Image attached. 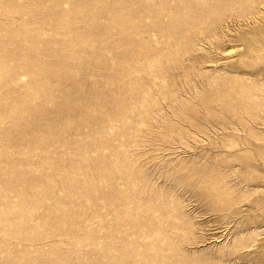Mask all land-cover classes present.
I'll use <instances>...</instances> for the list:
<instances>
[{
    "label": "rangeland",
    "instance_id": "374dc122",
    "mask_svg": "<svg viewBox=\"0 0 264 264\" xmlns=\"http://www.w3.org/2000/svg\"><path fill=\"white\" fill-rule=\"evenodd\" d=\"M0 264H264V0H0Z\"/></svg>",
    "mask_w": 264,
    "mask_h": 264
}]
</instances>
